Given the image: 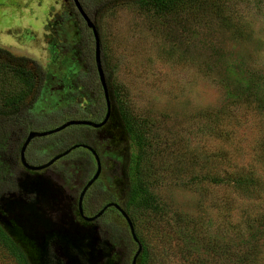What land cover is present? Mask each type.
<instances>
[{
    "label": "rangeland",
    "instance_id": "rangeland-1",
    "mask_svg": "<svg viewBox=\"0 0 264 264\" xmlns=\"http://www.w3.org/2000/svg\"><path fill=\"white\" fill-rule=\"evenodd\" d=\"M223 3L219 14L167 16L122 5L102 22L110 83L148 140L130 142L132 153H149L143 180L155 198L135 223L144 264H243L237 252L250 247L264 264V0ZM61 9V0H0V43L46 66ZM27 90L25 78L0 63V105ZM44 172L56 183L51 169ZM106 182L110 192L108 172L87 195L88 214L103 206ZM113 213L98 220L101 236L122 231L129 245L119 263L131 264L136 247ZM0 264H19L1 240Z\"/></svg>",
    "mask_w": 264,
    "mask_h": 264
},
{
    "label": "trees",
    "instance_id": "trees-1",
    "mask_svg": "<svg viewBox=\"0 0 264 264\" xmlns=\"http://www.w3.org/2000/svg\"><path fill=\"white\" fill-rule=\"evenodd\" d=\"M61 1L62 9L50 35L53 56L46 66L0 48L1 65L23 76L28 86L26 93L0 105V240L17 257L19 264H122L119 263V252L123 245H129L122 231L115 233L113 229V233H109L104 229L105 234L101 236L98 221H86L79 215L77 197L66 195L63 187L49 177L28 175L24 171L18 173L15 169L18 163L12 149L16 145L15 152H20L30 129L54 127L73 118L100 120L106 113L95 62L93 31L74 0ZM79 1L101 35L102 61L112 103L111 116L101 128L76 125L42 137L43 146L39 144V147L43 155L50 156L73 144H89L104 159L122 162L124 189L104 197L120 201L135 225L139 213L155 206V198L143 180V164L146 160L148 162L149 153H132L130 142L137 140L144 146L148 140L142 130L144 123L133 120L110 83L108 56L102 40L103 19L122 5H135L163 16L187 10L193 14L207 10L219 14L223 13L224 0ZM123 138L129 142L128 150L120 147ZM66 159L73 160V163L64 169V186L71 185L79 174L84 185L96 170L95 158L88 149L78 148ZM113 210V214L125 221L130 244L137 250L138 244L133 240L126 220L118 210ZM54 211L57 215L52 216ZM142 246L137 264L145 263L147 247L144 243ZM250 248L258 252L239 249L236 259L243 264H258L259 249Z\"/></svg>",
    "mask_w": 264,
    "mask_h": 264
},
{
    "label": "water",
    "instance_id": "water-1",
    "mask_svg": "<svg viewBox=\"0 0 264 264\" xmlns=\"http://www.w3.org/2000/svg\"><path fill=\"white\" fill-rule=\"evenodd\" d=\"M75 5L77 7V9L80 11L81 15L83 16V18L85 19V21L87 22V25L92 29L93 31V35L95 38V62H96V67H97V72H98V76H99V80L101 83V86L103 88V92H104V96H105V101H106V106H107V111L106 114L103 118V120L101 121H94V120H89V119H78V118H73V119H69L67 121H64L63 123L57 125L56 127L53 128H49V129H45V130H30L27 134V137L21 147V151H20V157H21V162L23 164V166H25L28 169H33V170H41L43 168L48 167L49 165H51L53 162H55L57 159L61 158L62 156L67 155L68 153H70L73 149L79 147V144L73 145L72 147L56 154L54 157H52L48 162L41 164V165H32L29 164L26 160V156H25V152L26 149L28 147V145L30 144V142L38 137H43V136H48V135H52L55 134L57 132H60L68 127L71 126H76V125H88L91 127H101L103 126L109 119L111 112H112V104H111V99H110V93H109V87H108V83H107V79L105 76V72H104V67H103V63H102V48H101V36L99 33V30L96 26V24L94 23V21L89 17V15L84 11V9L82 8V5L80 4L79 0H74ZM0 47H4L7 48L8 50L12 51L15 53V50L12 48H8L6 46H4L3 44L0 43ZM27 55L30 57H35L32 54H29L28 52L24 51V50H18V55ZM36 59V57H35ZM84 147H87L88 149H91V151H93V153H95V151L93 150L92 147L87 146V145H82ZM97 157V156H96ZM97 170L95 172V174L93 175V177L86 183V185L83 187L80 197H79V209H80V213L83 216V218L87 221H93L96 220L99 216H101L104 211L109 207L114 205L115 207H117L119 209V211L121 212V214L123 215V217L125 218L131 236L133 238V240L138 244V248L132 258L131 264H137L138 262V258L142 252L143 246L142 243L140 242L137 233H136V229H135V225L131 219V217L129 216V214L123 209L121 208L119 205L115 204V203H110L107 204L104 208H102L98 213H96L93 216H87L84 213L83 210V198L85 193L87 192V190L90 188V186L97 180V178L100 175L101 172V164L100 161L97 157Z\"/></svg>",
    "mask_w": 264,
    "mask_h": 264
},
{
    "label": "flooded vegetation",
    "instance_id": "flooded-vegetation-1",
    "mask_svg": "<svg viewBox=\"0 0 264 264\" xmlns=\"http://www.w3.org/2000/svg\"><path fill=\"white\" fill-rule=\"evenodd\" d=\"M30 38H33V37H30ZM4 45V44H3ZM5 46V45H4ZM6 47H8V46H6ZM0 48H3V49H5V50H7V51H9L10 53H12L13 55H15V56H17V57H23V56H25V57H29V58H32V59H34V60H37L38 62H40V60L36 57V55H35V53H33V52H30V51H26V52H28L29 54H32V55H34L35 57H36V59H35V57H30V56H27V55H18V51L17 50H15V53L14 52H12V51H10V50H8L7 48H4V47H0ZM8 48H10V47H8ZM18 50H21V49H18ZM50 50H51V53H53V46L51 45V47H50ZM25 51V50H24ZM105 97V96H104ZM111 99V98H110ZM112 104V103H111ZM106 108H107V106H106ZM106 111H107V109H106ZM106 114V113H105ZM105 116V115H104ZM111 116V115H110ZM104 118V117H103ZM103 118L102 119H100V120H94V121H101V120H103ZM81 119V118H80ZM83 119H88V118H83ZM109 119H110V117H109ZM109 119H108V121H109ZM89 120H93V119H89ZM107 121V122H108ZM107 122L103 125V126H105L106 124H107ZM77 126H88V125H77ZM103 126H101V127H103ZM54 127H56V126H54ZM89 127H91V126H89ZM101 127H97V128H101ZM50 128H53V127H50ZM93 128H96V127H93ZM46 129H49V128H46ZM67 129V128H66ZM30 130H35V129H30ZM29 130V131H30ZM40 130H45V129H40ZM65 130V129H64ZM28 131V132H29ZM63 131V130H62ZM28 132H27V134H28ZM61 132V131H60ZM57 133H59V132H57ZM56 134V133H55ZM53 135V134H52ZM49 136V135H48ZM26 137H27V135H26ZM43 137H46V136H43ZM42 138V137H41ZM34 140V139H33ZM33 140L30 142V144L28 145V147H27V149H26V152H25V156H26V160H27V162L29 163V164H32V165H41V164H44V163H46V162H48L52 157H54L56 154H58V153H60V152H62V151H64V150H66V149H68V148H70V147H72L73 145H76V144H73V145H71L70 147H68V148H66V149H63L62 151H59V152H56V153H53L52 155H50V156H46V155H43L41 158V160H39V161H37L36 159L38 158L36 155L38 154L39 155V153H41L42 152V150H41V146L39 147V145H38V147H36L35 149H33V153H34V158H30V155L32 154L31 152H30V150H31V148H32V143H33ZM24 143V142H23ZM41 144V143H40ZM23 145V144H22ZM42 146H43V144H41ZM80 146L79 147H77V148H75V149H73L70 153H68L67 155H69V154H71L74 150H76V149H78V148H85V149H88L87 147H84V146H82V145H87V146H90V147H92L91 145H89V144H79ZM22 147V146H21ZM120 147H121V145H120ZM93 148V147H92ZM91 153H92V155L94 156V158H95V161H96V170H97V157H98V159H99V161H100V164H101V172H100V175H99V177L97 178V180L90 186V188L87 190V192L85 193V195H84V198H83V202H82V205H83V210H84V213H85V215H87V216H93V215H95L96 213H98L102 208H104L107 204H110V203H115V204H117V205H119L121 208H123L124 210H125V208L123 207V205L121 204V202L120 201H114V200H106L105 199V203L103 204V206L97 211V212H94L93 214H88L89 212H87V203L85 204V199H86V197H87V195L89 196V194L91 193L92 194V191H93V188L96 186V184L98 185V183L100 182V180H101V178L108 172V177H109V179L111 180V186H109V187H111L110 188V190L112 191H110V192H106L107 191V189H108V184H109V182L107 183L106 182V184H105V186L103 187V188H101L100 190H101V192H103V193H106V195H107V197L109 196V194L111 193H116L117 194V190H122V189H124V186H125V178H124V174H123V170H122V162L120 163H118V161L116 162L114 159H112V158H105L104 159V157H101L100 156V154L98 153V151L95 149V148H93V150L95 151V153H93V151H91V149H88ZM122 150H123V148H122ZM126 150V149H125ZM128 150V149H127ZM20 151H21V149H20ZM67 155H65V156H62L61 158H59V159H57L55 162H53L51 165H49L48 167H46V168H43V169H41V170H33V169H28V168H26L25 166H23V164H22V162H21V157H20V163H21V167H22V169H21V171L20 172H22V171H24L26 174H31V175H39V176H46V177H49V178H51L50 176H48V175H46L45 174V170H50L51 169V171L53 172V174H55V177H56V183L59 185H61L62 187V189L64 190V192L66 193V195H73V196H75L76 197V195H74L75 193H76V191H78V188L79 187H81L80 188V190H79V193H78V197H77V206H78V211H79V215L83 218V216L81 215V213H80V209H79V197H80V194H81V191H82V189H83V187L86 185V183L93 177V175L95 174V172H96V170H95V172L93 173V175L86 181V183L84 184V185H82L81 184V181H80V179H82V176H81V174H79L78 176H76L74 179H73V183L71 184V186H64L63 185V183L65 182V179L63 178V176H64V174H63V172H64V169H66V167H68L70 164H72L73 163V160H71V159H66V156ZM97 156V157H96ZM114 161V162H113ZM52 179V178H51ZM74 180H76L75 182H74ZM120 184H121V186H120ZM108 199V198H107ZM86 205V206H85ZM113 208H115L116 210H118L119 211V209L117 208V207H115L114 205H112V206H109L105 211H104V213L101 215V216H99L96 220H93V221H98L101 217H103L105 214H107L108 212H112V211H114L113 210ZM126 211V210H125ZM120 212V211H119ZM127 212V211H126ZM121 213V212H120ZM122 215V214H121ZM123 216V215H122ZM124 218V217H123ZM84 219V218H83ZM125 219V218H124ZM87 221V220H86Z\"/></svg>",
    "mask_w": 264,
    "mask_h": 264
}]
</instances>
